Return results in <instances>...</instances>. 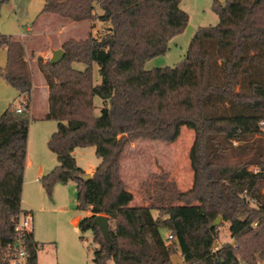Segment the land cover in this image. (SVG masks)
<instances>
[{
  "label": "trees",
  "instance_id": "16d2710c",
  "mask_svg": "<svg viewBox=\"0 0 264 264\" xmlns=\"http://www.w3.org/2000/svg\"><path fill=\"white\" fill-rule=\"evenodd\" d=\"M5 0H0V4ZM95 3L103 10L94 13ZM42 13L73 22L109 23L99 36L67 38L60 62L37 57L47 87L44 119L56 122L46 145L57 165L39 178L50 195L56 183L74 181L77 209L89 214L77 222L92 232L93 262L104 264H264V0H213L219 21L192 35L182 61L144 68L164 54L188 22L180 0H45ZM26 41L0 33L6 65L0 76L23 96L25 112L9 107L0 115V264L16 237L27 153L28 108L33 75ZM82 62L83 69L73 63ZM92 63L100 82L93 83ZM102 99L94 115L93 98ZM183 127L193 131L188 159L192 185L155 183L146 205L121 178V158L135 140L172 142ZM93 146L99 164L88 179L73 157ZM158 213L154 217L151 211ZM108 217L109 241L94 223ZM229 223L234 241L216 246L217 218ZM160 228L172 234L163 239ZM28 264H36L32 231L24 235Z\"/></svg>",
  "mask_w": 264,
  "mask_h": 264
},
{
  "label": "rangeland",
  "instance_id": "374dc122",
  "mask_svg": "<svg viewBox=\"0 0 264 264\" xmlns=\"http://www.w3.org/2000/svg\"><path fill=\"white\" fill-rule=\"evenodd\" d=\"M45 0H5L0 4V33L20 38L26 24L39 15ZM222 3L225 0H216ZM213 0H180V8L188 14V22L183 30L175 35L169 42L168 50L162 54L150 58L145 62L144 68L174 66L184 58V53L192 39V35L201 26H214L219 18L211 10ZM94 13H103L99 4L95 3ZM109 23L98 18L88 21L73 22L59 18L50 13H42L35 22V26L25 37L20 39L28 43V53L25 54L33 75L34 90L31 91L28 108V139L31 152L43 150L50 158L52 167L57 165L55 156L49 150L46 141L56 130V122L52 119H44L47 100L43 102L41 93L45 82L36 68L37 58L40 54L43 59H50L51 52L60 48L61 43L67 38H84L88 34L93 37L104 33ZM31 50L33 51L31 54ZM7 62L6 50L0 48V68ZM77 70L83 69L82 62L73 63ZM93 83L100 82L97 63H92ZM42 95V98H41ZM23 99L19 93L0 76V115L4 109L11 108ZM94 115L100 114L102 99L97 95L93 98ZM193 131L187 127L181 129L180 135L172 142L135 140L129 144L121 158V178L124 180L127 190L134 196L132 204L146 205L149 201V193L155 187L156 182L174 181L181 191L191 187L193 177L188 159L189 149L193 141ZM77 165L83 169L96 167L99 159L95 155L93 146L78 147L72 152ZM26 202L22 204L26 212L33 216L32 231L41 247L37 249L36 264H92L93 248L92 232L86 230L79 232L75 219L83 217L85 210L77 209L76 185L74 181L64 184L56 183L51 194L45 191L38 195L35 190L29 191ZM154 216V215H153ZM155 217V216H154ZM227 221H219L216 226L218 237L216 246L220 247L226 242L233 243L228 229ZM160 235L166 239L169 232L160 228ZM104 264H113L108 260ZM244 264V263H240Z\"/></svg>",
  "mask_w": 264,
  "mask_h": 264
},
{
  "label": "crops",
  "instance_id": "0c3cea01",
  "mask_svg": "<svg viewBox=\"0 0 264 264\" xmlns=\"http://www.w3.org/2000/svg\"><path fill=\"white\" fill-rule=\"evenodd\" d=\"M42 15L40 16H37L33 21H32V24H26L25 28H24V32L21 31V33H25L26 30H28L27 32H31V30L33 29V27L35 26V22L41 17ZM21 33H20V36H21ZM27 35V34H25ZM22 37V36H21ZM20 37V38H21ZM25 37V36H23ZM4 49V48H3ZM28 43H26V47H25V54L28 53ZM5 50V49H4ZM32 50H31V54H32ZM37 57H41L40 54L36 56ZM37 68V67H36ZM38 70V69H37ZM39 72V71H38ZM40 74V72H39ZM41 75V74H40ZM42 78H43V75H42ZM44 81V79H43ZM34 90V83H33V87H32V90ZM31 93V92H30ZM41 93L43 95V102L45 100H47V87L46 85L44 84V86L42 87V90H41ZM42 95H41V98H42ZM32 102L31 101V104L29 106V109H31L32 107ZM47 111V105H46V110H45V113ZM44 113V115H45ZM48 140V139H47ZM47 142V141H46ZM35 156L32 154L31 152V146L28 142L27 144V153H26V158H25V169H24V174H23V188H22V194H21V208L26 211L22 204L26 202V196H27V193H29V191H32V189L35 190V193L38 194V195H41V193L44 191L40 181H39V178L46 174L47 171L51 170L53 167H52V164L50 163V158H48L47 155H45L43 153V150L41 149L40 151L37 150L35 151ZM53 154V153H52ZM54 155V154H53ZM55 156V155H54ZM56 158V157H55ZM95 167H89L87 169H83L81 167V169H83L86 173H89L91 174V172L94 170ZM152 215H154L155 217L157 216V212L156 210H153L151 211ZM89 214V211L88 210H85V215ZM32 216V215H31ZM82 217L78 216L76 219H75V224L77 226V222L81 219ZM228 227V226H227ZM33 233V231H32ZM230 233V232H229ZM34 234V233H33ZM167 238V237H166ZM35 239V238H34ZM36 240V239H35ZM171 262H173L174 264H180L182 262V255H181V252L180 250L178 249L177 252L175 254L172 255L171 257ZM258 264H263V263H259Z\"/></svg>",
  "mask_w": 264,
  "mask_h": 264
},
{
  "label": "built area",
  "instance_id": "2783aa9c",
  "mask_svg": "<svg viewBox=\"0 0 264 264\" xmlns=\"http://www.w3.org/2000/svg\"><path fill=\"white\" fill-rule=\"evenodd\" d=\"M27 31L28 30H26L25 33H21V36L23 37L25 34H28ZM13 111L16 113L25 112V104L23 99H20L19 103L14 105ZM262 125H264V122H262ZM17 216L18 220L14 226L17 235L12 246L6 250L2 256V261L4 264H28L29 251L24 235L32 231L33 216H31V213L28 212H21ZM171 238L172 234L169 233L166 239L170 241ZM37 247L39 248L41 245L38 244ZM92 264L97 263L93 262Z\"/></svg>",
  "mask_w": 264,
  "mask_h": 264
},
{
  "label": "water",
  "instance_id": "95a60500",
  "mask_svg": "<svg viewBox=\"0 0 264 264\" xmlns=\"http://www.w3.org/2000/svg\"><path fill=\"white\" fill-rule=\"evenodd\" d=\"M64 51L62 48L55 49L51 52L50 56V63L51 64H56L61 61L63 58ZM83 178L88 179L90 177L89 173H84L82 175ZM221 220V218L218 216L212 223L211 226H216L218 222ZM94 223L96 226L99 228L100 232H102L104 238L106 241H109L110 239V233L108 232V217L104 214L97 215L94 218Z\"/></svg>",
  "mask_w": 264,
  "mask_h": 264
}]
</instances>
